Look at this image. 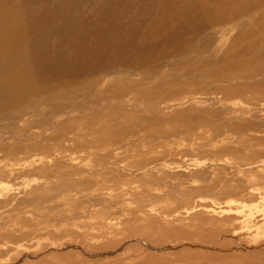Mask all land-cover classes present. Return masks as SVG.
I'll use <instances>...</instances> for the list:
<instances>
[{"label":"rangeland","instance_id":"374dc122","mask_svg":"<svg viewBox=\"0 0 264 264\" xmlns=\"http://www.w3.org/2000/svg\"><path fill=\"white\" fill-rule=\"evenodd\" d=\"M0 21L63 69L0 99V264L262 253L264 0H0Z\"/></svg>","mask_w":264,"mask_h":264},{"label":"bare ground","instance_id":"6f19581e","mask_svg":"<svg viewBox=\"0 0 264 264\" xmlns=\"http://www.w3.org/2000/svg\"><path fill=\"white\" fill-rule=\"evenodd\" d=\"M3 3H4V0H3ZM0 24H4V21H0ZM6 30H8V29H6ZM101 34H102V32H101ZM101 34H99V35H101ZM83 35H82V37H84ZM102 35H104V34H102ZM0 36H1V34H0ZM94 36L96 37V35H94ZM94 36H92V37H94ZM86 37H87V35H86ZM87 42H88V40H87ZM109 43H111V42H109ZM25 44L27 45L25 40L18 39L16 37H14L13 39H8V40L6 39V41L0 40V99H2L4 101L6 99H12L11 100L12 104H15L18 100H20L17 98L18 96H25L26 97L28 95V92H29L26 90H28L30 88H33V89L37 88V86L39 87V82H42L44 75L47 76L48 74L53 73L54 69H55L56 72H55L54 76H58L59 75L58 73L63 71V69L61 68V64L54 63L50 60H48V62H47L46 57H48V55H46L45 51L42 48H41L42 50L35 48L32 52L30 51L32 53V55H30L29 54L30 52L28 53L25 46H24ZM31 44H33V43H31ZM96 46H98V45H96ZM120 47H121V45H120ZM115 50H116V48H115ZM78 51L79 50H77V53H78ZM43 56H46V57H43ZM66 60L67 59H64L62 62H64L65 65H68ZM69 62H72V61L69 60ZM74 62H75V60H74ZM85 63L88 64V62H85ZM57 69H58V72H57ZM74 72H77V71H74ZM75 76H77V75H75ZM35 83L36 84L38 83V84L35 85ZM230 211H233V210H230ZM236 213H238V211ZM263 226H264V223H263ZM246 230H248L247 226H244V227L242 226L238 230L235 229V230H233V236L235 234H238L239 232H247ZM226 240L223 236L216 238V239L214 237H211V238L208 237V238L200 239V242H196V244H193L192 242H184L180 239L177 243L178 247L174 248V251H175L174 255H176L177 258L173 261L170 260L168 257L159 258L158 255L156 254V252H154V251L150 252V253L146 252V253L140 254L136 257L130 256V257H128V259L129 260H133L134 258L137 259L136 263H134V264H178L179 262H181V263L184 262L185 264H264V260L260 259L262 257V253L264 252V247H260L257 249L259 251H262V253L258 254L257 256H254L253 257L254 259L246 260L242 256L238 257L237 255H235V249L240 248L239 246H235V243H240L243 241V239H241L240 241H237V242L234 241L233 239L228 240L226 238ZM117 244H119V243H117ZM149 246H152V245L149 244ZM171 246L172 245H170L168 248L164 249L163 251H159V252H165L166 250L171 248ZM201 248H205L208 252L202 253L200 251ZM248 249H249V247H248ZM117 252H119V251H117ZM117 252L116 251H104V254L114 255L115 258H118L117 255H119L120 252L118 254H117ZM177 252H179V253H177ZM249 258H251V257H249ZM104 260L108 261L110 259L105 258ZM124 260H126V259H124ZM115 264H124V261L118 260Z\"/></svg>","mask_w":264,"mask_h":264}]
</instances>
